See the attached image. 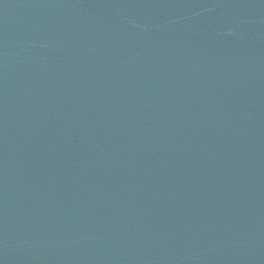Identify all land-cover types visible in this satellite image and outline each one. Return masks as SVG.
Listing matches in <instances>:
<instances>
[{"label":"water","instance_id":"1","mask_svg":"<svg viewBox=\"0 0 264 264\" xmlns=\"http://www.w3.org/2000/svg\"><path fill=\"white\" fill-rule=\"evenodd\" d=\"M0 264H264V0H0Z\"/></svg>","mask_w":264,"mask_h":264}]
</instances>
